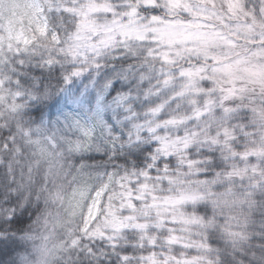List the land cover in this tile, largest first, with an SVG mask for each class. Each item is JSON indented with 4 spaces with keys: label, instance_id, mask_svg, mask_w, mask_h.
<instances>
[{
    "label": "snow or ice",
    "instance_id": "obj_1",
    "mask_svg": "<svg viewBox=\"0 0 264 264\" xmlns=\"http://www.w3.org/2000/svg\"><path fill=\"white\" fill-rule=\"evenodd\" d=\"M0 264H264V0H0Z\"/></svg>",
    "mask_w": 264,
    "mask_h": 264
}]
</instances>
